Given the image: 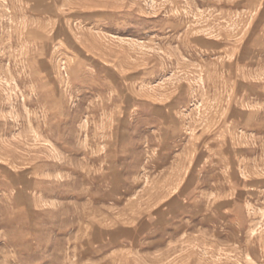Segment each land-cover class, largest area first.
Instances as JSON below:
<instances>
[{
	"label": "rangeland",
	"instance_id": "1",
	"mask_svg": "<svg viewBox=\"0 0 264 264\" xmlns=\"http://www.w3.org/2000/svg\"><path fill=\"white\" fill-rule=\"evenodd\" d=\"M0 264H264V0H0Z\"/></svg>",
	"mask_w": 264,
	"mask_h": 264
},
{
	"label": "bare ground",
	"instance_id": "2",
	"mask_svg": "<svg viewBox=\"0 0 264 264\" xmlns=\"http://www.w3.org/2000/svg\"><path fill=\"white\" fill-rule=\"evenodd\" d=\"M58 155V154H57ZM75 191V190H74Z\"/></svg>",
	"mask_w": 264,
	"mask_h": 264
}]
</instances>
